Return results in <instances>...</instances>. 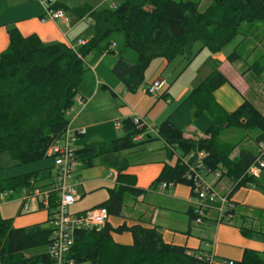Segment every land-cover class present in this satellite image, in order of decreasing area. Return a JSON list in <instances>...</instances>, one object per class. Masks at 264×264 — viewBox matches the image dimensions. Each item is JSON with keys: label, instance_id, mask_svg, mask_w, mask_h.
I'll list each match as a JSON object with an SVG mask.
<instances>
[{"label": "trees", "instance_id": "16d2710c", "mask_svg": "<svg viewBox=\"0 0 264 264\" xmlns=\"http://www.w3.org/2000/svg\"><path fill=\"white\" fill-rule=\"evenodd\" d=\"M200 4L206 5L202 11ZM48 7L66 12L55 2L49 1ZM72 14L78 20H89L87 29L92 32L87 42L75 52L64 45H44L35 36L23 38L14 29L7 32L8 47L0 55V154L11 155L15 167L50 161L46 152L67 129L66 113L74 105L86 72L83 60L93 51L104 52L99 45L111 35L121 34L124 47L137 56L133 65L118 59L112 70L124 90L133 94L143 87L145 73L152 62L164 60L169 64L184 57L196 43L201 45L200 51L218 54L239 36L240 43L225 60L228 64L243 61L240 48L246 36L240 30L245 26L249 30L264 22V0H123L111 11L86 7L75 9ZM247 71L260 79L264 64L255 61ZM226 84L227 80L218 68H214L187 97L194 108L193 119L205 117L211 123L203 138L185 140L182 132L167 118L155 129V138L145 135L142 142L136 143L134 138L143 130H137L132 120L127 119L120 124L124 131L121 139L75 150L76 160L82 167L90 168L95 159H100L117 173L118 187L108 191V199L98 208L105 209L108 217H119L125 195L135 199L144 194L135 189L132 179L122 175L128 165L120 155L135 154L134 150L153 140L163 143L169 162L173 155L178 156L174 164L164 165L153 189L162 183L171 187L185 186L190 189L192 198V184L186 181L187 169L182 162L189 155L202 154L201 161L207 170L219 173V181L231 182L229 200L239 189H254L264 195V180L246 176L255 154L242 149L236 158H232L238 143L219 142L220 136L227 131L243 133L254 145L264 140V117L249 102L243 101L231 113L215 102L214 93ZM251 132L255 133L253 137L249 135ZM50 171L1 180L0 197L30 188V182L38 186L51 178ZM232 204L234 210L225 214L230 216L228 225L238 217L239 207ZM189 214L192 221V213ZM48 217L44 224L23 229H14L11 220L0 217V264H50L46 254L52 232L50 212ZM237 230L242 237L264 247V233L242 226ZM123 233L130 234V246H120L112 241L111 234ZM42 249L45 251L26 256L28 252ZM203 253L202 250L192 252L164 244L154 228L123 225L111 229L106 224L99 231H76L68 257L75 264H199L196 256ZM233 264H264V249L262 252L245 250L241 260Z\"/></svg>", "mask_w": 264, "mask_h": 264}, {"label": "crops", "instance_id": "0c3cea01", "mask_svg": "<svg viewBox=\"0 0 264 264\" xmlns=\"http://www.w3.org/2000/svg\"><path fill=\"white\" fill-rule=\"evenodd\" d=\"M1 1L4 7H1ZM18 1L20 4L17 3ZM49 1L59 4V0ZM64 13L67 19L66 24L61 21L45 20L42 22L44 7L39 2L0 0V55L8 47L7 32L12 29L16 30L23 38L35 36L44 45H72L77 50L78 47L75 44L78 41L86 43L91 37H85L88 33V26L85 23V28H81V25L84 24L82 20H78L72 13L73 16H69L67 12ZM114 35L113 38H116V44L112 42L110 44L109 41L107 43V40ZM109 38L99 45V49L104 52L93 51L83 60L86 72L78 87L77 96L84 100V104L79 106L74 103L68 113L67 120L69 124L67 130L73 134L83 130L84 135L75 138L73 148L77 150L90 144L109 143L121 139L124 136L121 122L131 119L133 116L139 117L146 127L153 130L157 129L168 118L171 124L182 132L185 140L203 138L211 123L205 117L199 118L198 121L193 119L194 108L187 101L192 88L182 85L176 86L173 83L168 84L163 78L168 63L164 60H156L150 64L145 73L143 87L133 94L126 92L120 81L113 75L112 70L118 59L133 65L137 61V56L123 47L124 39L121 34H113ZM117 44L120 46H117ZM224 66L228 70H234L235 76L239 78L241 87H243L242 93L244 96L249 94L251 88L242 80L248 82L252 79L249 73L245 76H239L242 68L244 70V66H240L239 62L228 64L223 61L221 63L220 73L227 80V84L214 93V100L223 110L229 113L231 110L233 111V107H236L237 104H232L229 101V95L232 91L224 93V90L230 88L228 90H234L236 93L238 91L231 83L230 78L221 70V67ZM154 81L163 83L161 93L155 99L149 98L143 93L144 88ZM102 87H106L108 90H103ZM164 95H166L165 100L162 99ZM221 101L225 104H222ZM243 101L245 100H242V103ZM260 113L264 117V113ZM226 133L235 134L232 131ZM149 136L155 138L152 134ZM243 140L242 145L250 138L245 139L244 137ZM156 142L158 144L148 146L137 155H135L136 153L131 157L120 155L128 165L122 175L132 179L135 189L144 191V194L135 199L125 195L120 216L109 217L107 225L111 229L123 225L128 228L132 226H141L145 229L154 228L160 233L162 241L166 245L184 248L192 252L198 250L208 251L215 259L229 260L233 263L241 260L245 250L262 252L264 247L261 243L242 237L236 228L227 225L216 227L212 221L214 218L213 212L208 213L207 219L201 226H194L190 221L189 214L192 209L189 188L180 185L170 186L161 193L153 189L152 185L164 165H171L163 143ZM251 143L254 150L253 154H255V145L252 141ZM242 145L234 150L232 158H236L239 150L244 149ZM175 156L178 157L176 154ZM44 162L33 164L32 166L38 167L22 175L49 169L52 176L51 161L46 166H44ZM209 178L211 180L208 181ZM116 179L117 173L104 165L100 159H95L93 166L90 168H84L78 163L74 178L70 182L75 191V203L71 207L72 215H81L86 211L98 208L100 204L108 199V191L118 187ZM50 181L51 178L40 183L37 187H46ZM207 181L217 184L225 191H229L231 186L230 181L225 179L215 180L212 176H209ZM77 200L79 201L77 202ZM231 202L239 207L238 217H235L233 222L237 226L255 231L256 223L258 224L264 216V195L262 192L239 189L232 195ZM29 204L28 209L24 211L20 191L5 193L0 197V217L4 220H11L14 229H23L46 223L49 219L48 211L41 209L37 203L32 208ZM42 211H46V213H41ZM247 218L250 222H253L250 227L248 224L243 223ZM262 229V226L259 225V230L256 232L264 233ZM200 235L206 237V241L209 243L208 248L205 249L202 245ZM111 239L120 246H130L132 244V238L128 233L111 234Z\"/></svg>", "mask_w": 264, "mask_h": 264}, {"label": "built area", "instance_id": "2783aa9c", "mask_svg": "<svg viewBox=\"0 0 264 264\" xmlns=\"http://www.w3.org/2000/svg\"><path fill=\"white\" fill-rule=\"evenodd\" d=\"M44 7V14L41 21H61L65 24L67 19L62 10H52L48 7L49 0H37ZM87 25L89 20L83 19ZM85 42L78 41L75 46L81 47ZM71 51L75 52V47L67 46ZM163 83L154 81L148 84L143 93L149 98H157L162 90ZM74 103L83 106L84 100L80 97L74 99ZM66 119H68V113ZM133 126L137 130H143L141 135L134 138V142L143 141L145 135L157 136V131L145 126L143 121L133 116L131 118ZM84 131H77L75 134L70 133L67 129L64 135L54 141L46 152V157L51 161L53 174L51 181L46 187H37L33 183L30 188L21 190L22 209L26 211L28 204L34 200L41 209H45L51 213L50 228L52 230L49 245L46 254L50 264H75L68 257L69 251L73 246L75 232L81 230L99 231L107 224L109 219L107 211L103 208H96L86 211L81 215H72L69 209L75 203V191L70 182L74 178L76 166L78 164L75 157V149L73 143L75 138L83 136ZM256 153L253 164L248 168L246 176L257 179L264 169V140L255 144ZM202 154L197 156L189 155L184 158L182 164L187 169L186 181L192 184V224L199 227L207 219L208 213L213 212V223L215 226L227 225L230 216L225 215L228 211L234 210V205L228 199V192L217 184L207 181L209 176L215 180L219 179V173H211L202 164ZM170 186L162 183L157 186V192H164ZM200 240L204 248L209 247L204 235H200ZM199 264H233L229 260H218L213 255L204 251L203 254L197 255Z\"/></svg>", "mask_w": 264, "mask_h": 264}, {"label": "rangeland", "instance_id": "374dc122", "mask_svg": "<svg viewBox=\"0 0 264 264\" xmlns=\"http://www.w3.org/2000/svg\"><path fill=\"white\" fill-rule=\"evenodd\" d=\"M28 1V0H24ZM30 2H38L37 0H29ZM177 1V0H175ZM59 4L66 9L67 14L69 16H73L71 13L75 9H83L86 7H89L96 11H111L116 6L120 5L123 0H59ZM17 3L20 4L18 1ZM1 7H4V4L1 1ZM206 7L205 4H200V10L202 11ZM81 25V28H85V22ZM248 27H243L240 32L242 34H245L246 40L241 45L240 48V54L243 61L239 62L240 66H244V70L242 68L241 74L239 76H245L246 74L251 75L250 81H244V83H247V85L251 88V91L248 95L244 96L242 93L243 87H241V84L239 82V78L235 76L234 70L230 69L228 70L225 66L221 67V70L230 78L231 83L236 88V90L239 92H235L234 90H228L230 88H226L224 90L226 91H232L229 95V101H231L232 104H237V106L233 107V111L236 110L240 104L242 103V100H245L249 102L258 112L264 113V71L261 75V78L259 79L251 72H246L247 67L255 62L259 61L260 64H264V22L255 24L252 28L247 30ZM247 30V31H246ZM88 33L85 35V37H89L92 35L91 30L87 31ZM112 36L107 40L112 43L116 44V38ZM241 41V37H236L229 45H227L220 53L218 54H211L207 50L200 51L201 45L199 43H196L193 45L192 49L189 50L184 57H178L172 62L168 64V67L166 69V74L163 77L165 81L168 82V84H176L182 85V86H189L192 88H196L210 73L214 68H218V71L220 72V65L223 61H226V57L232 52V50L238 46V44ZM106 44V42H105ZM117 46H120L117 44ZM124 47V45H123ZM125 48V47H124ZM126 49V48H125ZM130 51V50H129ZM248 58L247 60H245ZM191 90V91H192ZM242 94V95H241ZM244 98V99H243ZM222 104H225L223 101H221ZM232 109V108H231ZM232 110L229 112H233ZM228 113V112H227ZM207 119V118H206ZM198 121V119H197ZM208 121V120H207ZM195 122V121H194ZM210 122V121H209ZM194 124V123H193ZM202 130V129H201ZM204 131L206 129H203ZM233 135L227 134L226 132L223 133L220 138L219 142L222 144H229V145H235L238 143V146H241L242 142L244 141V134L241 132H235L232 131ZM250 137H253L255 135L254 132L249 133ZM153 138V137H151ZM240 141V142H239ZM158 144V142L153 141L148 144H144L140 147H138L135 151V155L139 154L142 150L146 149L148 146H152ZM244 144V143H243ZM244 149H248L249 151L253 152V145L250 140H246L245 144L242 145ZM256 153V148H255ZM124 157H131L133 154L131 153H122ZM176 156L173 155V159L171 161V164H174L176 161ZM44 166L48 165L50 162L45 161ZM38 166H23V167H15V161L9 155L8 153L0 154V181L5 180L8 178H12L18 175L26 174L28 172H31ZM264 180V169L262 170L260 176ZM258 177V178H259ZM257 178V179H258ZM211 180V178L208 179V181ZM254 190V189H251ZM79 200H77L78 202ZM35 201H30V208L35 206ZM41 213H46V211H42ZM69 213H72V209H69ZM254 220V218H253ZM260 222L255 226V231L259 230V225L262 226V231L264 232V216H262ZM244 224L250 225L253 224V222H250V220L245 219ZM226 225V224H225ZM227 226L231 228H236L237 225L232 221L231 224H227ZM217 227V226H216ZM45 251V249H42L41 251H31L26 254V256L35 255L36 253H40Z\"/></svg>", "mask_w": 264, "mask_h": 264}]
</instances>
